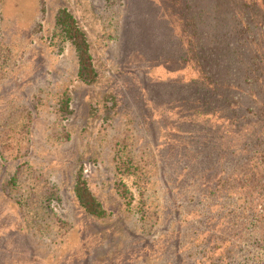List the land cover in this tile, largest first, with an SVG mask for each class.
I'll return each instance as SVG.
<instances>
[{
	"label": "rangeland",
	"instance_id": "rangeland-1",
	"mask_svg": "<svg viewBox=\"0 0 264 264\" xmlns=\"http://www.w3.org/2000/svg\"><path fill=\"white\" fill-rule=\"evenodd\" d=\"M44 1L41 12V0H0V179L24 164L5 197L0 191V264H264V99L249 93L254 84H242L236 98L255 107L257 125L248 142L227 150L226 170L201 174L190 165L204 136L223 139L209 113L216 105L206 108L202 90L191 87L203 78L200 37L214 0ZM61 7L87 34L94 83L78 79L73 48L53 36ZM247 37L235 33L232 44ZM64 92L73 109L66 120ZM78 171L101 216L77 201ZM218 180L230 188L219 198ZM235 205L254 211V235L250 217L234 223Z\"/></svg>",
	"mask_w": 264,
	"mask_h": 264
},
{
	"label": "trees",
	"instance_id": "trees-1",
	"mask_svg": "<svg viewBox=\"0 0 264 264\" xmlns=\"http://www.w3.org/2000/svg\"><path fill=\"white\" fill-rule=\"evenodd\" d=\"M214 2L215 13L209 19L210 25L202 24V26L208 25V35L205 39L200 37L201 42L199 41V48L202 50L203 78L196 86L191 85V87H197L202 90L201 96L204 99L206 108L209 105H216L217 108L209 113L216 115L217 121L222 124L223 133L221 136L225 140L222 139L221 144H219L215 138L208 140L205 136L203 137V142L206 144L198 145L194 153L195 158L190 164L192 166L195 163L196 167H200L198 172L201 174H204L206 169L212 168L218 169L219 172L225 171L229 165L227 161L232 155V150H227L239 141L248 142L250 136H252L248 133L250 130L247 131V129L251 125L252 127L257 125V123L250 120V114L253 112L256 115V110L254 106L246 107L244 104L246 102L236 98L238 94L242 93V84H254V87L250 88L249 93L259 96L256 100L264 99V0H214ZM187 3L189 6L192 4V2L188 1ZM203 9H200L199 14L202 16L205 14L204 19L201 21L205 23L208 17L206 18V12ZM46 10L47 5L44 0H41V12ZM231 11H233V14H230ZM207 14L209 16L210 13ZM235 33H243V36L245 34L248 35L247 38L243 39L242 44L237 47L232 44V38ZM53 36L57 41L68 43L73 48L77 62L78 79L85 83H94L98 78V71L93 60L87 34L67 7H61L56 12ZM241 73H244V75L240 76ZM223 77H226V80ZM258 80L263 84V91H261V87L257 83ZM231 93L234 98L232 103H230ZM62 95L59 111L61 112V118L66 120L73 112L72 99L68 92H64ZM240 110L244 111V114L242 113L238 116L237 114H239ZM228 113L236 114L240 120L239 126L233 128L234 116H229ZM245 118H248V121L245 122ZM194 123L197 124L196 121ZM196 128L198 129V127ZM63 129L68 135L66 124H63ZM262 129L259 130V135L262 134ZM256 131L257 129L252 130V132ZM204 133L209 134L207 132ZM213 133L211 135H214ZM230 133L234 137L228 140L225 135H230ZM194 147H196V144H193ZM4 159L5 151L0 143V173L5 169ZM209 162L211 166L208 168L204 167ZM23 166V163L19 164L17 171L6 182L5 177L0 179V191L4 197L5 190L7 192L10 190V187H7L10 184L14 186V182L19 180L18 177ZM187 167H190L189 164ZM214 187L215 191L213 193L217 194L216 197L218 198L221 193L223 195L224 193H230V188L228 185L226 186V181L218 180ZM73 190L77 201L87 213L93 216H101L104 213L102 203L92 192L82 171H78L74 177ZM53 195L55 198L57 197L55 192H53ZM194 200V198L188 199L189 202H194ZM188 201L186 202L188 203ZM238 208L235 205L233 210L234 223H238L241 217H250V226L246 229L251 233H249L250 235H254V232L258 229L255 226L257 223L255 222L254 211L248 215V212L243 209L237 212ZM226 248V246H222V248L217 246L215 251L219 252L220 257L229 258L230 253Z\"/></svg>",
	"mask_w": 264,
	"mask_h": 264
}]
</instances>
